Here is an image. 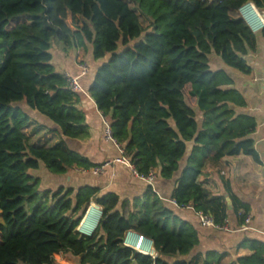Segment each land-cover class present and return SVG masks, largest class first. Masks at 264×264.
Listing matches in <instances>:
<instances>
[{
    "label": "trees",
    "instance_id": "trees-1",
    "mask_svg": "<svg viewBox=\"0 0 264 264\" xmlns=\"http://www.w3.org/2000/svg\"><path fill=\"white\" fill-rule=\"evenodd\" d=\"M249 2L264 12V0H0V264H54L59 254L80 264L223 261L226 254L216 252L188 259L200 244L198 231L150 186L132 202L128 217L129 201L114 193L97 196L91 187L41 191L40 180L29 174L41 164L56 175L94 166L63 138L53 147L31 144L24 129L32 119L24 107L48 118L62 137L90 139L78 108L81 94L56 70L52 44L61 42L65 53L91 50L95 62L109 55L89 95L136 171L177 178L172 199L218 225L230 212L243 222L248 207L224 179L230 209L208 171L240 155L259 161L251 138L257 121L239 112L247 107L245 98L231 76L212 70L210 62L217 56L226 67L252 74L246 57L257 51V37L231 15ZM92 200L102 215L94 234L83 237L77 228ZM129 231L149 239L157 256L125 247ZM240 246L254 254L236 264H264V243L245 240Z\"/></svg>",
    "mask_w": 264,
    "mask_h": 264
},
{
    "label": "crops",
    "instance_id": "crops-1",
    "mask_svg": "<svg viewBox=\"0 0 264 264\" xmlns=\"http://www.w3.org/2000/svg\"><path fill=\"white\" fill-rule=\"evenodd\" d=\"M236 13L238 14V12ZM261 31L257 33L252 31L257 37V51L246 57L247 63L253 70L251 75L247 76L241 73L238 75L226 71L223 62L217 56H212L210 62L212 70L223 69L231 76L235 82V88L245 98L247 107L240 109L239 112L249 115L257 121V129L251 135V138L255 142L259 161L255 162L249 156L240 155L228 158L219 168L208 171L210 174L209 180L217 184L219 195L226 197L230 209L232 204L222 183L224 179L230 183L234 194L248 207L246 217L251 219L248 225L249 229L240 231L245 220L242 222L232 212H230L228 219L230 220V227L235 232L225 233L212 228H204L200 225L194 212L187 209H178L166 202L172 199L177 178L165 180L157 175L154 182V190L163 205L172 210L182 221L191 224L199 233L200 244L188 256V259L197 255H203L204 257L209 252H216L226 254L220 264H236L238 259H246L254 254L247 247H241L242 242L256 240L264 243V37L261 35ZM57 56L56 63L53 56V64L56 70L70 77L81 75L80 64L82 62L89 65L88 74L80 79L85 94H81L78 108L85 114L91 137L85 141L62 137L57 133L59 128L48 118L24 107L32 119L30 126L33 124L31 128L35 129L32 138H29V140L31 139L30 143L34 145L44 143L47 144V147H53L63 138L71 150L86 157L94 168L107 163L111 164L105 168L103 173L98 175L93 173L94 168L87 171L75 168L66 174L56 175L49 172L43 164L40 165L38 170H32L29 174L40 180L41 191L56 192L63 188L65 190L72 189L76 192L81 188L91 187L98 190L97 196L114 193L119 196L121 201H129L125 209V214L127 213L128 216L132 202L146 194L149 184L125 166L114 163L119 157V153L115 146L106 140L102 115L95 101L89 95V89L102 62L93 60L91 50L88 53L82 50L65 53L60 50ZM212 65L215 66L214 69ZM49 130L56 132H50ZM92 203L95 204L94 200L90 204ZM241 214H244V212L241 211Z\"/></svg>",
    "mask_w": 264,
    "mask_h": 264
},
{
    "label": "built area",
    "instance_id": "built-area-1",
    "mask_svg": "<svg viewBox=\"0 0 264 264\" xmlns=\"http://www.w3.org/2000/svg\"><path fill=\"white\" fill-rule=\"evenodd\" d=\"M238 17L242 18L247 23L250 30L253 31L254 33H257L264 28V12H260L252 2L245 4L243 7H241L238 10ZM80 70H81V75L79 77H70L68 75H66V77L69 79L70 88L73 92L85 94V91H84V89L80 83V79L88 74L89 65L86 62H82L80 64ZM102 122L104 125V135H105L106 140L111 142L115 146V148L117 149V151L119 153V157L114 161V163L121 164V165L125 166L126 168L131 170L137 177L146 181L149 184V186L152 187L154 193L158 196V194L154 190V182H155V179L157 177V171L151 169L148 175H146V176L140 175L136 171L135 166L132 163L130 157H128L125 154L124 148L114 138L113 132H112V129L110 126V122L104 117H102ZM110 164L111 163H107L105 165L95 167L93 169V173L95 175L103 173L105 168L107 166H109ZM166 202L172 204L174 207H176L178 209H187V210L194 212L199 219L200 225L204 228H212L214 230L225 232V233L235 232L230 227V220L229 219H226L223 225H218V224H216L214 218L211 215L204 214L202 212H196V210L194 209V207L192 205L180 206L173 199L167 200ZM91 206H92V204H90L88 206V208L85 210L84 215H83V217H82V219L78 225V228H77V232L83 237H91L97 228V227H95L93 230H91L89 232V230L85 226V220H86V217L88 215V212H89ZM100 212H101V210H100ZM250 222H251L250 217H246L245 221H244V225L241 226L240 231L248 230L249 229L248 225L250 224ZM145 241L150 243L148 250H150V248H152L154 250L153 244L151 241H149L146 237L141 236V235H139L133 231H129L125 234V236L123 238V245L125 247L133 250V251L140 253V254L156 257L157 255H156L155 251H154V254H149L150 251H147V247L144 246Z\"/></svg>",
    "mask_w": 264,
    "mask_h": 264
},
{
    "label": "rangeland",
    "instance_id": "rangeland-1",
    "mask_svg": "<svg viewBox=\"0 0 264 264\" xmlns=\"http://www.w3.org/2000/svg\"><path fill=\"white\" fill-rule=\"evenodd\" d=\"M140 14V13H139ZM233 17H238V14L236 13V12H233L232 14H231ZM140 17H141V22H142V24H143V26L144 27H148V25H149V22L147 21V20H145V18L143 17V16H141L140 15ZM25 21V18H22V19H20V20H18V21H16V22H13L11 25H10V28H13L16 24H19V23H22V22H24ZM67 24L69 25V27L71 28V30L72 31H75L76 30V26L74 25V21L72 20V18L71 17H69L68 18V20H67ZM53 48H52V50H51V53L53 54V56H54V59H55V63H56V61H57V58H58V56H57V53H58V51H60L61 50V46H62V44H61V42H59V41H57V40H53ZM109 58H110V56L109 55H107L106 56V58L105 59H102V60H100V61H98V62H102V63H107L108 61H109ZM100 65H102V64H100ZM213 67H215V66H213L212 65V68ZM224 67H225V70L226 71H228V72H234L235 74H238L239 75V73L237 72V71H235V70H233V69H230V68H228V67H226L225 65H224ZM214 69V68H213ZM32 126H33V124H32ZM32 126H30V127H28V128H26V129H24V133L27 135V136H30L29 138H32V133H34V128H31ZM31 140V139H30ZM39 146H44V147H47L46 145L47 144H42V143H39L38 144ZM93 204V203H92ZM95 205V204H94ZM101 210V209H100ZM127 214V213H126ZM125 214V215H126ZM126 217H128L127 215H126ZM101 218V217H100ZM153 250V249H152ZM54 259H55V263L54 264H80L79 262H80V260L78 259V258H74L73 256H71V255H61V254H59V255H55L54 256Z\"/></svg>",
    "mask_w": 264,
    "mask_h": 264
},
{
    "label": "bare ground",
    "instance_id": "bare-ground-1",
    "mask_svg": "<svg viewBox=\"0 0 264 264\" xmlns=\"http://www.w3.org/2000/svg\"><path fill=\"white\" fill-rule=\"evenodd\" d=\"M100 217H101L100 209L96 205L92 204L85 220V226L89 230V232L93 230L95 227H97L100 221ZM144 244H145L144 246L147 247V251H150L149 254H154V250H152V248L148 250L150 243L145 241Z\"/></svg>",
    "mask_w": 264,
    "mask_h": 264
},
{
    "label": "water",
    "instance_id": "water-1",
    "mask_svg": "<svg viewBox=\"0 0 264 264\" xmlns=\"http://www.w3.org/2000/svg\"><path fill=\"white\" fill-rule=\"evenodd\" d=\"M101 213V212H100ZM101 215H102V213H101ZM149 240V239H148ZM150 241V240H149Z\"/></svg>",
    "mask_w": 264,
    "mask_h": 264
}]
</instances>
